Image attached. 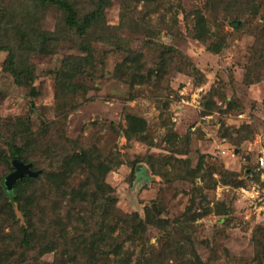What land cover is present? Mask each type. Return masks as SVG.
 I'll list each match as a JSON object with an SVG mask.
<instances>
[{
    "label": "rangeland",
    "instance_id": "obj_1",
    "mask_svg": "<svg viewBox=\"0 0 264 264\" xmlns=\"http://www.w3.org/2000/svg\"><path fill=\"white\" fill-rule=\"evenodd\" d=\"M253 1V8L251 0L249 8L246 0L235 5L245 15H232L220 0H134L128 7L109 0L103 22L122 48L92 40L94 69L77 77L84 90L65 91L56 79L67 55L87 54L71 40L28 55L34 68L28 86L17 85L1 70L7 52L0 50V136L12 137L17 118H28L43 145L54 139L95 146L111 167L104 180L118 215L135 217V224L129 221L133 225L145 222L143 245L151 264H173L169 245H180L187 258L198 255L204 264H264L254 242L264 243V167L258 163L264 157V0ZM39 7L31 10L37 11L40 28L54 33L52 10ZM197 11L210 33L206 43L193 38ZM220 38L223 47L211 52L208 45ZM166 46L180 57L168 59ZM161 56L168 65L160 66ZM248 71L261 78L248 83ZM132 72L148 79L140 82L135 76L137 81ZM127 114L142 119L144 142L137 137L126 141ZM43 125L49 127L46 135ZM35 159V168L44 171L59 165L39 152ZM199 163L200 173L191 179ZM3 170L0 165V176ZM223 170L237 174L234 187L214 184ZM184 213L188 237L174 241L172 229L158 225V216L171 225ZM67 228L72 238L74 227ZM123 231L120 225L109 233L110 247L122 243ZM143 245L123 243L118 260L134 250L135 261ZM41 258L46 263L55 259L53 253Z\"/></svg>",
    "mask_w": 264,
    "mask_h": 264
},
{
    "label": "trees",
    "instance_id": "obj_2",
    "mask_svg": "<svg viewBox=\"0 0 264 264\" xmlns=\"http://www.w3.org/2000/svg\"><path fill=\"white\" fill-rule=\"evenodd\" d=\"M121 1L128 7L134 0ZM220 1L222 4L225 2V8L232 15H245L243 8L235 7L242 4V0H232L233 3L230 4L228 0ZM108 2L109 0H0V50L7 52L1 70L10 75L17 85L28 86L34 79V68L28 55L34 51L47 50L53 42L71 40L75 43L74 47L87 51V54L67 55L62 60L61 68L55 71L56 79L60 88L65 91L84 90L85 85L77 82V77L94 69L91 61L92 40L94 43L110 44L116 50L122 48L116 34L110 32L111 27L103 22ZM248 2L246 0L249 8ZM251 3L252 8L256 6L253 0ZM32 5L52 10L56 17L54 33L42 31L37 11L31 10ZM192 19L193 38L206 43L210 33L204 26L205 17L197 11L193 13ZM123 24L125 23L122 22ZM219 40L221 42H211L208 45L211 52L221 50L224 39ZM164 49V55L168 54V59L180 57L178 52L176 56L171 53L172 48L169 46ZM130 52L136 63V53L132 50ZM160 59V66L168 65L165 56ZM85 64H90V67L84 68ZM157 69L156 73L160 71ZM134 74L140 82L148 79L140 73ZM135 76L132 72L131 77L137 79ZM254 77L259 80L261 75L248 71L246 81L252 83L254 80L251 79ZM126 117L127 127L123 131L126 141L137 137L144 142L145 135L140 133L143 131L140 126L142 119L134 114H127ZM54 126L52 123L49 127ZM49 127L43 125L41 133H49ZM14 131L10 138L0 136V165L4 168L0 176V264H151L152 257L143 245L145 222L140 219V222L133 225L130 222L135 224V217L124 213L118 215L110 187L104 180L111 167L101 158L95 146L93 148L96 150H93L80 146L76 140L61 142L54 139L43 145L35 131L30 130L28 118H17ZM38 152L50 159L52 164L54 160H58V167L48 171L35 168L33 161H36ZM14 160L29 164V172L16 174ZM176 166L183 167L181 163ZM185 168L187 167H183L187 171ZM200 169V163L192 168L190 178H197ZM177 175L180 177V174ZM218 175L214 184L220 182L234 187L237 183V174L232 171L223 170ZM73 177L77 178V183H73ZM87 208L88 215H79V211ZM97 208L101 209L100 214L95 213ZM186 216L184 213L174 222L171 220V225L166 224L162 216H158V225L163 230L172 229L171 239L176 241L175 239L188 237ZM148 221L153 222L151 219ZM71 225L75 230L72 238L69 237L67 228ZM120 225L125 229L122 232V243L117 241L110 247L109 233ZM125 242L143 245V250L136 253L135 261L132 259L134 250L131 253L127 251L123 260H118ZM254 242L257 257L260 254L264 256V243L256 238ZM167 251L170 252L173 264H204L198 255L190 254L187 258L184 255L185 249L180 245L174 248L169 245ZM50 253L54 255V263L43 262L41 257ZM111 254L116 258L112 259Z\"/></svg>",
    "mask_w": 264,
    "mask_h": 264
},
{
    "label": "water",
    "instance_id": "obj_3",
    "mask_svg": "<svg viewBox=\"0 0 264 264\" xmlns=\"http://www.w3.org/2000/svg\"><path fill=\"white\" fill-rule=\"evenodd\" d=\"M16 174L29 172V164H24L18 160H14Z\"/></svg>",
    "mask_w": 264,
    "mask_h": 264
},
{
    "label": "built area",
    "instance_id": "obj_4",
    "mask_svg": "<svg viewBox=\"0 0 264 264\" xmlns=\"http://www.w3.org/2000/svg\"><path fill=\"white\" fill-rule=\"evenodd\" d=\"M259 165L263 168L264 167V157H259Z\"/></svg>",
    "mask_w": 264,
    "mask_h": 264
}]
</instances>
